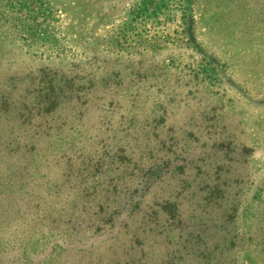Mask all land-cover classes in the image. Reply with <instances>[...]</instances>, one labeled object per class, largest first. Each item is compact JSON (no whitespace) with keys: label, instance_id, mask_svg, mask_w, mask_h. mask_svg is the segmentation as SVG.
<instances>
[{"label":"rangeland","instance_id":"374dc122","mask_svg":"<svg viewBox=\"0 0 264 264\" xmlns=\"http://www.w3.org/2000/svg\"><path fill=\"white\" fill-rule=\"evenodd\" d=\"M42 106L108 146L27 196L26 147L78 134ZM0 178L63 224L0 264H264V0H0Z\"/></svg>","mask_w":264,"mask_h":264},{"label":"trees","instance_id":"16d2710c","mask_svg":"<svg viewBox=\"0 0 264 264\" xmlns=\"http://www.w3.org/2000/svg\"><path fill=\"white\" fill-rule=\"evenodd\" d=\"M110 40V39H109ZM114 40V37H113ZM112 41V40H111ZM46 93H43L42 95L44 96ZM39 107H33V110H36L34 114L31 115L30 119H28L27 124L30 125L31 129L38 128L40 127L39 124L42 122L44 123L45 127L49 129L50 127L53 129L55 128H62L63 124L65 125L66 123L69 124L71 121L73 124V129L76 128V134L77 135H68L66 132V129L61 130L60 133H42L39 134L35 132V136L39 134L40 139H41V144L39 145V148H36V143H33L26 147V152L31 156V159L29 160L26 165L28 167L26 168V175H23V186L24 188L22 189L21 193L24 192L26 193L27 196H29L30 192H32V186L34 184H37L38 186H41V190L44 192L46 188L50 187V182L51 178H61L60 180H63V175H65V172L71 168L74 169L77 167V165H73L71 157L77 156L76 158H80V162H92L94 164L93 172H101L102 173V160L103 158V148L108 146V143L102 142L100 146L96 147L95 142L101 139L100 135L97 136H90V137H85L79 133L80 129L82 128L81 126H78L79 124L76 123V125L73 122L72 119V114L70 113L69 116H66V119L64 116H61L60 118H64V123L62 122V119H60L59 123L58 121H52V118L47 119V117H44V114L49 113V111L55 109H50L48 106H42L40 107L41 109H38ZM92 112V109L90 110V113ZM42 115V117L37 118V116ZM45 116H50V115H45ZM50 121H52L50 124ZM62 122V123H61ZM36 123H39L36 125ZM62 126V127H61ZM69 130H72L71 128H67ZM43 134V135H42ZM32 137V135H30ZM105 137V136H104ZM110 137V136H109ZM106 138H102L101 140H105ZM114 139V137H111ZM122 140V138H119ZM11 140V138H10ZM27 142V141H26ZM25 142V143H26ZM30 143L32 142L29 141ZM28 142V143H29ZM120 142V140H119ZM126 142V141H125ZM28 145V144H27ZM26 145V146H27ZM90 148H93L90 151ZM118 151L114 153L111 162L114 164H119L121 162H130L131 159H126L128 156L127 154H124L122 147H119ZM36 149V150H35ZM91 152V153H90ZM72 155L71 157H68ZM106 158L110 155H107L105 152ZM131 156V155H130ZM52 158L53 160V168L55 174L51 175L50 171V164L49 161ZM54 158V159H53ZM58 160V161H54ZM63 161L64 162V172L58 175V169H59V162ZM87 167V166H86ZM136 169L139 168V166L135 167ZM153 170L158 168V165H154ZM147 169L146 171L150 170ZM75 171V170H73ZM78 171V170H77ZM154 172V171H153ZM152 172V173H153ZM91 173V172H90ZM26 176V177H25ZM21 177V178H22ZM159 177V176H157ZM65 179V177H64ZM1 180V178H0ZM57 182V181H56ZM15 181H7V179H3L0 181V217H1V223L3 225L0 226V229H8L9 233H12V240H16L19 244L27 245L30 242V237L31 235L34 234L35 231H38L41 233V235L46 239H50L51 237H54L55 233V228L60 230V227H63V224H55L52 225L51 220L47 218H43L41 214L38 213V211H42V209H47L45 208V205L43 204L44 197H40V205L37 210L34 211H29L25 212L27 210H23V216L21 214L20 210L21 209V203L19 202V196H14L16 194V191H10L9 189L12 187V184H14ZM22 183V181H20ZM49 184V185H47ZM55 186V181L52 182V186ZM45 189V190H44ZM38 190V189H37ZM40 191V192H42ZM61 191H58L57 193H53L54 197H57L58 194H60ZM25 195V196H26ZM5 196V197H3ZM26 198V197H25ZM27 199V198H26ZM45 201V200H44ZM22 202V201H21ZM43 204V205H42ZM54 205L58 206V202L55 201ZM136 206V204H135ZM42 208V209H41ZM63 209V208H62ZM58 208L57 207H52L51 211L52 212H57ZM27 213V214H25ZM42 213V212H41ZM44 213V212H43ZM48 214V213H46ZM45 214V215H46ZM49 215V214H48ZM51 216V215H50ZM45 221V222H44ZM2 232V231H0ZM26 237H29L28 239ZM18 238V239H17ZM26 238V239H25ZM11 241V240H9ZM12 242V241H11Z\"/></svg>","mask_w":264,"mask_h":264}]
</instances>
